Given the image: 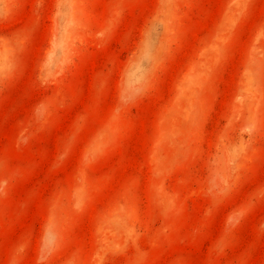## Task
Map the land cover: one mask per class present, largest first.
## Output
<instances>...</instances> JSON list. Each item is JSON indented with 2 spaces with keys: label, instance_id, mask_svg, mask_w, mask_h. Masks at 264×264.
<instances>
[{
  "label": "rangeland",
  "instance_id": "374dc122",
  "mask_svg": "<svg viewBox=\"0 0 264 264\" xmlns=\"http://www.w3.org/2000/svg\"><path fill=\"white\" fill-rule=\"evenodd\" d=\"M0 264H264V0H0Z\"/></svg>",
  "mask_w": 264,
  "mask_h": 264
}]
</instances>
